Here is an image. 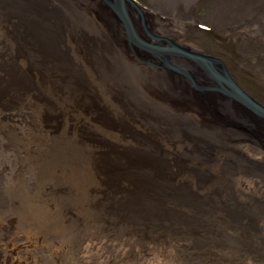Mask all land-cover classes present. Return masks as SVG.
I'll use <instances>...</instances> for the list:
<instances>
[{
	"label": "bare ground",
	"instance_id": "obj_1",
	"mask_svg": "<svg viewBox=\"0 0 264 264\" xmlns=\"http://www.w3.org/2000/svg\"><path fill=\"white\" fill-rule=\"evenodd\" d=\"M135 2L124 5L132 31L176 42L156 10ZM0 32V264H76L88 231L119 234L131 247L171 245L153 221L190 227L220 205L229 220L254 219L243 211L264 194L236 183L264 181V156L236 147L243 136L259 144L241 133L254 117L218 92L208 109L187 77L131 45L103 1L0 0ZM169 60L208 81L190 58ZM34 182L50 199L30 195Z\"/></svg>",
	"mask_w": 264,
	"mask_h": 264
},
{
	"label": "rangeland",
	"instance_id": "obj_2",
	"mask_svg": "<svg viewBox=\"0 0 264 264\" xmlns=\"http://www.w3.org/2000/svg\"><path fill=\"white\" fill-rule=\"evenodd\" d=\"M136 1L143 9L148 4L150 9L160 14L161 19L157 20L164 24L165 32L172 34V30H176L178 33L176 42L190 46L196 51L222 57L240 84L264 103V0ZM173 18L183 23L169 26L167 21ZM141 19L144 21L143 18ZM2 35L4 33L0 32V42L3 39ZM167 37L173 39L172 36L167 35ZM203 104L210 109L211 103ZM253 119L252 128L244 125L246 130L243 128L241 133L250 139L254 137L253 140L257 141L259 146L255 147V144L245 141L243 136L238 138L240 141L236 142V147L243 148L251 157L261 160L264 156V144L259 142L261 138L256 137L264 138V125L259 123L260 119ZM10 164H13L10 165L12 170L17 166L16 161ZM159 177L161 178L162 175L157 174L156 179ZM167 180L168 174L166 179L160 182L161 185H166ZM236 183L246 194L257 197L264 194V181L259 177L240 176ZM35 184L37 183H31L29 186L30 195L35 199H50L51 195L40 187L38 192ZM148 185H151L150 182ZM215 193L217 197L220 195V192L216 191L211 194ZM244 197L249 196L244 194ZM222 207L223 205L212 208L215 214L210 213L212 210L205 211L209 219L205 220L202 214V217L197 219L202 224L190 227H187L182 219L169 220V225L164 219L153 221L157 225L156 229L158 226L161 229V233L156 236L163 237L167 230L169 237L176 239L171 241V245L148 244L147 248H143L136 242L131 247L126 244L127 238L122 239L119 234L116 235L118 238H110L88 231L83 237L76 264H264V201H259L249 210L243 211L249 216L254 214L252 221L248 216L247 221L246 218L229 220L227 218L230 217ZM172 211L178 212V209L174 208ZM180 211L186 212L185 214L198 212L197 210ZM57 218L59 219L60 216ZM223 221L224 223L221 224ZM261 225L262 228L258 230ZM135 226L138 230L146 228L144 225ZM255 230H258L256 233L259 236L252 238ZM34 240L35 238L28 245L31 250L37 248ZM32 252L36 254L35 251Z\"/></svg>",
	"mask_w": 264,
	"mask_h": 264
},
{
	"label": "water",
	"instance_id": "obj_3",
	"mask_svg": "<svg viewBox=\"0 0 264 264\" xmlns=\"http://www.w3.org/2000/svg\"><path fill=\"white\" fill-rule=\"evenodd\" d=\"M109 6L118 18L122 21L126 35L132 46L142 50L145 54L152 55V59L148 58V61H156V64L162 68L170 71L178 72L188 78L195 91L202 97V102L211 103L210 95L218 92L225 96L235 100L236 103L244 107L247 111L252 113L264 124V103L259 101L255 96L250 94L238 81V79L229 70L225 60L207 52L196 51L190 46L174 42L167 38H157L155 35L148 32L151 40H143L136 32L130 29V22L126 15L125 2L130 1L134 7H137L135 0H101ZM144 24H146V18L143 12L140 10ZM144 29H148L147 26ZM147 25V24H146ZM147 32V31H146ZM162 40L164 42H162ZM170 55L183 56L190 58L200 66L202 72L208 78V81L199 79L194 74L186 71L180 66H177L169 60ZM154 62V61H153ZM233 121V120H232ZM232 125L239 127L236 122H232ZM257 138V137H256ZM260 142L264 144V141L260 139Z\"/></svg>",
	"mask_w": 264,
	"mask_h": 264
}]
</instances>
